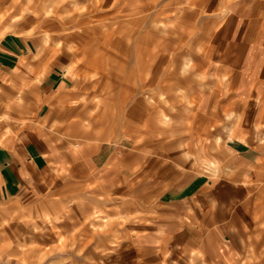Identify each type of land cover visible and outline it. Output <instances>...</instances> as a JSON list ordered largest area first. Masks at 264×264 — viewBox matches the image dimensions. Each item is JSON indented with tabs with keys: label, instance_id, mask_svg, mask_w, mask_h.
Here are the masks:
<instances>
[{
	"label": "rangeland",
	"instance_id": "374dc122",
	"mask_svg": "<svg viewBox=\"0 0 264 264\" xmlns=\"http://www.w3.org/2000/svg\"><path fill=\"white\" fill-rule=\"evenodd\" d=\"M10 1L16 8L6 11ZM244 1L0 0V39H29L35 53L45 49L47 66L68 69L74 78L71 116L55 120L54 130L66 131L57 137L88 143L94 154L101 148L116 163L110 183L74 170L44 194L12 201L0 214V264H212L190 249L196 246L181 244L198 241L192 222L175 231L179 246L134 251L128 243L147 231L137 226L148 221L123 201L125 188L155 166L213 168L204 154L210 134L222 141L241 121L223 111L211 122L208 109L233 91L229 35ZM70 18L91 25L103 20L106 27L78 33L67 47L63 22ZM191 156L197 157L193 166ZM245 183L251 190L247 208L242 204L236 222L226 219L217 237L236 248L239 264L248 255V264H264V214L260 221L254 217L264 203V154ZM224 246L221 263L238 264Z\"/></svg>",
	"mask_w": 264,
	"mask_h": 264
},
{
	"label": "crops",
	"instance_id": "0c3cea01",
	"mask_svg": "<svg viewBox=\"0 0 264 264\" xmlns=\"http://www.w3.org/2000/svg\"><path fill=\"white\" fill-rule=\"evenodd\" d=\"M229 38L234 49L228 65L233 91L226 100L212 102L208 113L211 122L221 119L223 111L241 121L225 131L222 141L210 134L204 154L215 160L208 164L213 170L217 164L216 171L207 165L182 172L172 165L155 166L156 170L125 188V205L148 221V226L143 222L137 226L147 231L133 235L128 243L134 251L179 246L176 241L181 236L175 231L192 222L198 241L184 239L181 244L186 249L194 245L190 249L198 248L197 254L202 252L212 264H222L221 250L225 254L227 243L234 252L226 256L240 263L236 248L220 241L217 233L226 219L237 221L242 204L247 208L251 190L245 181L264 154V0L244 1ZM35 52L29 39L15 35L0 39V208L5 209L0 214L15 199L44 194L60 175L74 170L83 169L102 183H110L116 166L101 148L94 154L88 143L71 145L67 138L57 137L66 131L53 126L59 124L55 120L71 116L68 107L75 99V81L58 65L47 66ZM196 158L187 159L191 166ZM260 206L254 212L258 221L264 214L263 201ZM251 235V241L258 237ZM246 261L251 262L252 256Z\"/></svg>",
	"mask_w": 264,
	"mask_h": 264
},
{
	"label": "bare ground",
	"instance_id": "6f19581e",
	"mask_svg": "<svg viewBox=\"0 0 264 264\" xmlns=\"http://www.w3.org/2000/svg\"><path fill=\"white\" fill-rule=\"evenodd\" d=\"M16 8V2L15 1H10L8 7H6V11H9L10 8ZM4 11V10H3ZM7 14H10V15H13L12 13H7ZM5 17V16H4ZM9 18V17H8ZM71 20L68 21V22H63L64 23V27H68V30L66 31V33L64 34L65 35V41L67 42V47H68V44L69 42L74 39L76 36H79L78 33H83V32H88L94 28L97 27H106V22H103V20H100L99 23L95 24L94 25H91L89 24L88 22L84 21L82 18H70ZM113 24H116L115 21L112 22V25ZM53 25H59V26H62L61 23H54ZM79 31V32H78ZM40 52L37 53V55L35 56L36 58H42L45 60V49H40L39 50ZM73 53V52H72ZM44 60H42L44 62ZM42 62V63H43ZM44 65V64H43ZM67 67V66H66ZM70 68V67H69ZM66 73H68V69H65ZM64 71V72H65ZM63 72V73H64ZM100 102V101H98Z\"/></svg>",
	"mask_w": 264,
	"mask_h": 264
}]
</instances>
